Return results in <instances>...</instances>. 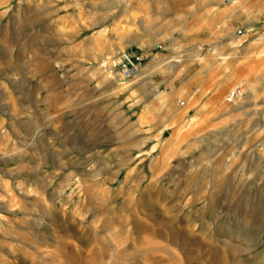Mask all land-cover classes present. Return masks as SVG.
Returning <instances> with one entry per match:
<instances>
[{"label": "rangeland", "instance_id": "rangeland-1", "mask_svg": "<svg viewBox=\"0 0 264 264\" xmlns=\"http://www.w3.org/2000/svg\"><path fill=\"white\" fill-rule=\"evenodd\" d=\"M213 1L0 0V264H264V9Z\"/></svg>", "mask_w": 264, "mask_h": 264}, {"label": "built area", "instance_id": "built-area-1", "mask_svg": "<svg viewBox=\"0 0 264 264\" xmlns=\"http://www.w3.org/2000/svg\"><path fill=\"white\" fill-rule=\"evenodd\" d=\"M241 34L242 32L238 30L237 35H241ZM121 57H125V54L122 53ZM112 64H113L112 66L113 68L118 69L120 73L119 74L120 79L123 80H130L137 72L136 66L131 64L129 61L126 63L113 62ZM239 97H240V86H236L227 94L225 101L227 104H231L235 102Z\"/></svg>", "mask_w": 264, "mask_h": 264}, {"label": "bare ground", "instance_id": "bare-ground-1", "mask_svg": "<svg viewBox=\"0 0 264 264\" xmlns=\"http://www.w3.org/2000/svg\"><path fill=\"white\" fill-rule=\"evenodd\" d=\"M225 1H227V0H225ZM125 52V53H124ZM122 53H124L125 54V57H121L119 60H118V63H126V62H130L131 64H133V65H135V66H137V62H139L140 60H141V58L136 54L135 55V52H134V54L133 53H131V51H123V52H121L120 54H122ZM112 61V60H111ZM113 61L111 62V64L109 65V62H108V64H106V68L107 69H109V70H111V69H113ZM136 77V75H134L133 76V78H135ZM133 78H131V79H133ZM130 79V80H131ZM119 80H120V83H122L120 86H122L124 83H126V81H129V80H123V79H120L119 78Z\"/></svg>", "mask_w": 264, "mask_h": 264}, {"label": "crops", "instance_id": "crops-1", "mask_svg": "<svg viewBox=\"0 0 264 264\" xmlns=\"http://www.w3.org/2000/svg\"><path fill=\"white\" fill-rule=\"evenodd\" d=\"M237 1H239V2H244V0H228V1H226L225 2V0H214L213 2H214V4H218V6H222L223 5V9H227L228 7H229V5L230 4H233V3H235V2H237ZM255 5V9H256V11H259L260 9H259V6L262 8V9H264V7L262 6V5H260V0H256V4H254ZM235 25H238V24H235ZM132 50V49H131ZM131 50H128V51H131ZM131 53H133L134 54V52L133 51H131Z\"/></svg>", "mask_w": 264, "mask_h": 264}]
</instances>
